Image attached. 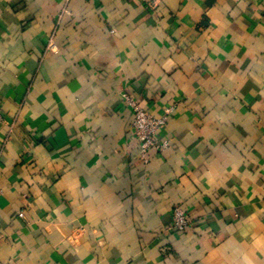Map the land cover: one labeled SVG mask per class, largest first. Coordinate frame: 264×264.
I'll list each match as a JSON object with an SVG mask.
<instances>
[{"label": "crops", "instance_id": "0c3cea01", "mask_svg": "<svg viewBox=\"0 0 264 264\" xmlns=\"http://www.w3.org/2000/svg\"><path fill=\"white\" fill-rule=\"evenodd\" d=\"M63 5L0 0V264H264V0Z\"/></svg>", "mask_w": 264, "mask_h": 264}, {"label": "built area", "instance_id": "2783aa9c", "mask_svg": "<svg viewBox=\"0 0 264 264\" xmlns=\"http://www.w3.org/2000/svg\"><path fill=\"white\" fill-rule=\"evenodd\" d=\"M64 0L61 13L68 14V3ZM124 100L132 110L133 120L131 124L133 141L140 149V156L143 160L150 151H161L167 146L166 142L156 140V134L165 123L164 118H155L147 111L140 108L139 103L133 97L124 96ZM1 121V117H0ZM1 195V190H0ZM189 227V220L181 207H174L171 214V223L168 231L182 233Z\"/></svg>", "mask_w": 264, "mask_h": 264}]
</instances>
